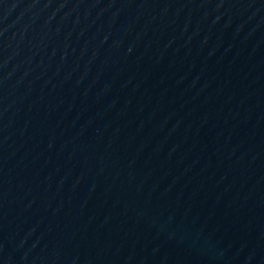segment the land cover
<instances>
[{
	"label": "water",
	"instance_id": "95a60500",
	"mask_svg": "<svg viewBox=\"0 0 264 264\" xmlns=\"http://www.w3.org/2000/svg\"><path fill=\"white\" fill-rule=\"evenodd\" d=\"M0 264H264V0H0Z\"/></svg>",
	"mask_w": 264,
	"mask_h": 264
}]
</instances>
